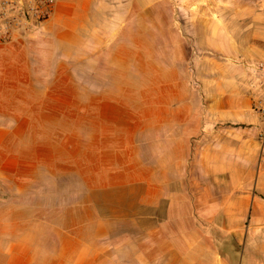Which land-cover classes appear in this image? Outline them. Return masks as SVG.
Listing matches in <instances>:
<instances>
[{
    "label": "crops",
    "instance_id": "crops-1",
    "mask_svg": "<svg viewBox=\"0 0 264 264\" xmlns=\"http://www.w3.org/2000/svg\"><path fill=\"white\" fill-rule=\"evenodd\" d=\"M153 3L57 0L45 30L69 36L120 30L134 9L144 14ZM168 10L172 17L164 29L191 31L186 62L191 78L181 89L187 98L144 108L138 134L125 136L126 145L115 151L117 176L100 188L124 191L119 204L124 213L119 218L97 213L92 239L124 240V247L110 253L125 254L126 264H264V167L258 164L263 125L252 108L250 68L264 60V0L176 4ZM183 11L190 14L189 23L182 21ZM104 37L93 49L82 41L79 52L106 50L113 39ZM8 125L0 118L1 207L17 199L38 172L37 164L24 161ZM17 218L0 214V264H8V253H22L29 227ZM116 220L126 222L124 232L113 230ZM8 221L15 228L9 235ZM79 228L78 264H103L106 248L89 246L88 258L87 236ZM8 236L14 240L7 243ZM66 252L58 250L59 264Z\"/></svg>",
    "mask_w": 264,
    "mask_h": 264
},
{
    "label": "rangeland",
    "instance_id": "rangeland-1",
    "mask_svg": "<svg viewBox=\"0 0 264 264\" xmlns=\"http://www.w3.org/2000/svg\"><path fill=\"white\" fill-rule=\"evenodd\" d=\"M151 2L144 14L134 9L123 29L69 36L67 31L48 35L45 30L57 0L50 16L37 26L32 25V16L41 0H0V118L16 136L24 161H33L38 169L17 199L5 207L0 203V214L16 215L29 227L22 253L11 250L8 264H59L60 249L67 251L63 264H78L74 237L80 226L87 236L88 258L93 256L89 246L100 247L108 252L103 264H126L125 254L110 253L114 246L124 247V240L92 239L97 213L117 218L124 213L119 206L124 191L100 188L117 176L120 161L115 151L126 145L127 134H138L144 108L187 98L181 89L191 78L186 63L192 53L191 31L164 29L172 17L168 8L223 4V0ZM160 6L163 13L157 10ZM180 17L189 23L188 12ZM106 35L113 39L106 50L79 52L82 41L92 43L93 49L94 42ZM7 223V234L14 233L13 222ZM126 226L116 220L112 228L124 232Z\"/></svg>",
    "mask_w": 264,
    "mask_h": 264
},
{
    "label": "built area",
    "instance_id": "built-area-1",
    "mask_svg": "<svg viewBox=\"0 0 264 264\" xmlns=\"http://www.w3.org/2000/svg\"><path fill=\"white\" fill-rule=\"evenodd\" d=\"M55 2L56 0H41V8L38 9L32 16L33 26L42 24L50 16L51 8L53 7ZM3 10H6V7H3ZM18 25L19 23L17 22V24L14 26ZM250 68L252 70L253 75V78L251 80V89L253 91L252 108L256 113H259L261 115L263 125V128L259 131V141L261 144V148L258 164L264 167V60L253 64Z\"/></svg>",
    "mask_w": 264,
    "mask_h": 264
}]
</instances>
